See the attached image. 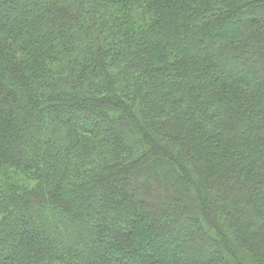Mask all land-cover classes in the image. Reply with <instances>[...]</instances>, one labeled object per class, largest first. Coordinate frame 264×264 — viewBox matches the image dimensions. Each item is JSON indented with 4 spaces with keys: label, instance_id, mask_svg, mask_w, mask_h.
<instances>
[{
    "label": "trees",
    "instance_id": "trees-1",
    "mask_svg": "<svg viewBox=\"0 0 264 264\" xmlns=\"http://www.w3.org/2000/svg\"><path fill=\"white\" fill-rule=\"evenodd\" d=\"M0 172V264H264V0H0Z\"/></svg>",
    "mask_w": 264,
    "mask_h": 264
},
{
    "label": "rangeland",
    "instance_id": "rangeland-1",
    "mask_svg": "<svg viewBox=\"0 0 264 264\" xmlns=\"http://www.w3.org/2000/svg\"><path fill=\"white\" fill-rule=\"evenodd\" d=\"M3 173L0 172V199H1V182H3L4 180V177H2ZM13 176V175H12ZM7 180L11 181V182H14V183H17L18 185L20 184H24L25 186H29L30 185V182L29 180H27L26 178L22 177V179H16L14 176L11 177V178H7ZM19 187V186H18ZM2 217V215L0 214V218Z\"/></svg>",
    "mask_w": 264,
    "mask_h": 264
}]
</instances>
